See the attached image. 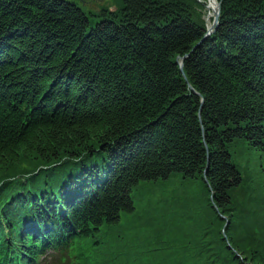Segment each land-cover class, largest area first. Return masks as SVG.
I'll list each match as a JSON object with an SVG mask.
<instances>
[{"label":"trees","instance_id":"obj_1","mask_svg":"<svg viewBox=\"0 0 264 264\" xmlns=\"http://www.w3.org/2000/svg\"><path fill=\"white\" fill-rule=\"evenodd\" d=\"M216 1L0 0V264H264V0Z\"/></svg>","mask_w":264,"mask_h":264},{"label":"rangeland","instance_id":"obj_2","mask_svg":"<svg viewBox=\"0 0 264 264\" xmlns=\"http://www.w3.org/2000/svg\"><path fill=\"white\" fill-rule=\"evenodd\" d=\"M77 2L86 11H94V12H97L102 6H107L111 10L116 9V7L118 6V0H77ZM211 13L212 11L207 8L204 18L205 19L208 18L207 20L208 24L211 23L212 21ZM149 199L154 200L152 196H149ZM47 261L48 262L46 264H55L54 262H51L49 260Z\"/></svg>","mask_w":264,"mask_h":264},{"label":"water","instance_id":"obj_3","mask_svg":"<svg viewBox=\"0 0 264 264\" xmlns=\"http://www.w3.org/2000/svg\"><path fill=\"white\" fill-rule=\"evenodd\" d=\"M219 12H220V3H216V9L214 10V18H213L212 28H214L218 23ZM183 60H184L183 58H177L176 62L179 63V70L182 73V75L185 77V74L183 71Z\"/></svg>","mask_w":264,"mask_h":264},{"label":"bare ground","instance_id":"obj_4","mask_svg":"<svg viewBox=\"0 0 264 264\" xmlns=\"http://www.w3.org/2000/svg\"><path fill=\"white\" fill-rule=\"evenodd\" d=\"M211 2H212V0H211ZM210 9H212V11L215 9V5L213 2L210 4Z\"/></svg>","mask_w":264,"mask_h":264}]
</instances>
